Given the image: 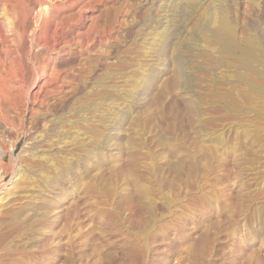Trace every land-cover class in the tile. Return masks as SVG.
<instances>
[{
	"label": "rangeland",
	"instance_id": "374dc122",
	"mask_svg": "<svg viewBox=\"0 0 264 264\" xmlns=\"http://www.w3.org/2000/svg\"><path fill=\"white\" fill-rule=\"evenodd\" d=\"M13 1L0 155L31 146L20 179L2 157L0 264H264V57L199 34L264 48V0Z\"/></svg>",
	"mask_w": 264,
	"mask_h": 264
},
{
	"label": "bare ground",
	"instance_id": "6f19581e",
	"mask_svg": "<svg viewBox=\"0 0 264 264\" xmlns=\"http://www.w3.org/2000/svg\"><path fill=\"white\" fill-rule=\"evenodd\" d=\"M13 1V0H12ZM219 1V0H218ZM221 1H223V0H221ZM233 1V0H232ZM16 2V1H15ZM13 3H14V1H13ZM13 3H12V5H13ZM19 3V2H18ZM4 5H6L7 7H4L3 8V11H4V13L6 12V11H8L9 9H11V8H9L8 6L9 5H11V2H10V0H4ZM15 6V5H14ZM11 7V6H10ZM219 7L221 8V9H223V5L221 4V3H219ZM9 8V9H8ZM13 8V7H12ZM1 13H2V11H1ZM10 13H11V11H10ZM36 13V12H35ZM214 13V12H213ZM6 14H9V12L7 13L6 12ZM38 15H39V13H38ZM206 15H208V14H206ZM214 14H209V19H210V21L211 20H214V21H217V25H216V27L211 31V30H207L206 28H205V25H203L202 26V28L199 30V34H200V36L204 39V41L205 42H208V41H213V39H218V40H221V41H223V43H222V50L224 51V52H227V53H229L231 56H234V57H236L238 60H239V62H240V65H242V66H244L245 68H248L249 70H256L255 69V67H256V63L258 62V60L261 58V57H264V48H262V47H260L259 45H258V43L256 42V40H255V38L254 37H248L247 39H243L241 42H239L238 41V39H237V37H236V32H235V30H234V28H233V26L231 25V22L230 21H228L227 20V16L226 17H224V16H220V18L218 19L217 17H216V15H214ZM32 16V15H31ZM37 16V15H36ZM204 16V15H203ZM39 17V16H38ZM36 18V17H35ZM36 20V19H35ZM34 19H33V21H35ZM36 22V21H35ZM211 23H212V21H211ZM204 24H207V22H205ZM206 31V32H205ZM161 36V35H160ZM207 36L209 37V38H207ZM245 37V36H244ZM160 39V38H159ZM165 41H166V37L165 36H161V40H160V43L161 44H164L165 43ZM161 46V45H160ZM4 67H2V69H3ZM0 69H1V67H0ZM1 71V70H0ZM3 71H4V69H3ZM5 73V72H4ZM7 75V74H6ZM1 76V75H0ZM1 77H3V76H1ZM4 78H6V77H4ZM7 78H8V76H7ZM2 78H0V97H1V99H0V101L1 100H4V102H7V101H5V99H2V98H4V96L5 95H7V93H8V89L6 88V84H4L3 82H2V80H1ZM4 80V79H3ZM6 80V79H5ZM6 82V81H5ZM8 82V81H7ZM7 87H9V85L7 86ZM9 88H11V87H9ZM13 88V87H12ZM11 88V89H12ZM15 89V88H14ZM16 90V89H15ZM14 90V91H15ZM10 92V91H9ZM9 94V93H8ZM10 95H12V93L10 94ZM8 97H9V95H8ZM8 97L6 96L5 98H7V100H9L10 98H12L13 96H11L9 99H8ZM11 100V99H10ZM11 101H13V100H11ZM10 101V102H11ZM3 102V101H2ZM1 102V103H2ZM7 103H9V101L7 102ZM12 103H15V102H12ZM10 104V103H9ZM27 105V104H26ZM23 106V105H22ZM28 106V105H27ZM4 107H5V105H4ZM6 107H8L9 108V106L7 105ZM23 108V107H22ZM0 109H2V108H0ZM4 109V108H3ZM2 109V110H3ZM10 109V108H9ZM7 111H8V109H7ZM1 112V111H0ZM5 113L6 114H8L6 111H5ZM2 114V113H1ZM4 114V113H3ZM6 114H4V116L6 115ZM4 116H1V117H4ZM7 116V115H6ZM5 116V117H6ZM1 117H0V120H1ZM6 118H8V117H6ZM39 125V124H38ZM37 126V125H36ZM31 127V126H30ZM46 131V130H45ZM46 133V132H45ZM48 133V132H47ZM46 133V134H47ZM31 135V134H30ZM44 135V134H43ZM42 135V136H43ZM61 135H62V133H61ZM66 135V134H65ZM41 136V137H42ZM47 136V135H46ZM48 136H51V135H48ZM30 137V136H29ZM76 137V136H75ZM97 137V136H96ZM44 138V137H43ZM48 138V137H47ZM50 138V137H49ZM52 138H54V137H52ZM51 138V139H52ZM57 138V137H56ZM58 138H60V137H58ZM101 138V137H100ZM9 139V138H8ZM10 139H12V138H10ZM42 139V138H41ZM96 139V138H95ZM99 139V138H98ZM19 140V139H18ZM18 140H14V139H12V140H10V141H8L9 142V144H8V146L6 147V150H5V153L4 154H2V157H4L5 158V161L8 163L9 162V164L8 165H10V170H11V172H12V176H16V175H18V179H20V178H22V173H23V171H22V169H24V168H22V169H20L19 168V166H18V160H19V158L22 156V154L23 153H25V149L27 148L26 147V145L27 146H31V145H29L30 143H28V142H25L24 143V145L23 146H21V149H20V151H19V153L17 154V155H15V153H14V148H15V145H16V143H17V141ZM53 140V139H52ZM78 140V139H77ZM96 141V140H95ZM37 142H39V141H37ZM43 142V141H42ZM47 142H49V141H47ZM64 142V141H63ZM70 142V140L68 141V143ZM2 143V142H1ZM0 143V145H2ZM35 143V142H34ZM32 144V143H31ZM49 144V143H48ZM56 144H57V142H56ZM65 144H67V143H65ZM70 144V143H69ZM73 144V143H72ZM95 144V143H94ZM7 144H5V146H6ZM41 145H43V144H41ZM45 145V144H44ZM47 145V144H46ZM50 145V144H49ZM53 145H55V143H53ZM60 145H61V143H60ZM77 145V144H76ZM3 146V145H2ZM5 146L3 147V149H5ZM35 146V145H34ZM47 147H49V146H47ZM51 147H52V145H51ZM51 147H50V149H51ZM54 147V146H53ZM61 147V146H60ZM67 147H69V145L67 146ZM66 147V148H67ZM95 147V146H94ZM33 148V147H32ZM57 148V147H56ZM64 148V147H63ZM35 149V148H34ZM39 150H40V148H38ZM58 149V148H57ZM93 149H95V148H93ZM49 150V149H48ZM54 150V149H53ZM59 150V149H58ZM27 152H29L28 150H26ZM56 151V150H55ZM70 151V150H69ZM98 151V150H97ZM1 152V151H0ZM3 152H4V150H3ZM44 152V151H43ZM54 152V151H53ZM56 152H58V151H56ZM66 152V151H65ZM40 153V152H39ZM49 153V152H48ZM47 153V154H48ZM59 153V152H58ZM63 153V152H62ZM68 153V152H67ZM66 153V154H67ZM32 154V153H31ZM42 154V153H41ZM53 155V154H52ZM57 155V154H56ZM24 156V155H23ZM27 156H29V155H27ZM36 156V155H35ZM44 156V155H43ZM73 156V155H72ZM2 157H1V155H0V170H2L1 169V166H3L2 164H3V160L4 159H2ZM31 157H32V155H31ZM34 157V156H33ZM42 157V156H41ZM41 157H40V159H41ZM45 157V156H44ZM44 157H42V158H44ZM47 157H48V155H47ZM64 157H65V155H64ZM66 157H67V155H66ZM27 158V157H26ZM30 158V157H29ZM35 158V157H34ZM57 158H59V157H57ZM63 158V157H62ZM61 158V159H62ZM28 159V158H27ZM48 159V158H47ZM50 159H51V157H50ZM52 159H53V157H52ZM54 160V159H53ZM25 161V160H24ZM28 161H30L29 159H28ZM66 161V160H65ZM21 162H22V160H21ZM21 162H20V164H21ZM32 162V161H31ZM30 162V163H31ZM35 162V161H34ZM33 162V163H34ZM39 162V161H38ZM100 162V161H99ZM6 163V164H7ZM37 163V162H36ZM39 163H41V162H39ZM47 163V162H46ZM6 164H4L5 166H7ZM44 164V163H43ZM30 165V164H29ZM41 165V164H40ZM45 165V164H44ZM18 166V167H17ZM8 168H9V166H7ZM27 167H28V165H27ZM33 167V166H32ZM30 168V167H29ZM28 168V169H29ZM31 169V168H30ZM36 169V168H35ZM42 169V168H41ZM28 171V170H27ZM30 171V170H29ZM39 171V170H38ZM42 172V171H41ZM44 172V171H43ZM28 173V172H27ZM39 173V172H38ZM1 174V173H0ZM23 178H24V176H23ZM7 195V194H6ZM8 196H10L11 198L9 199V201L5 204V206L2 208V212L4 213V215H7L8 214V218H10V221H11V223H13V224H16L20 219H21V217H22V215H26L25 214V211H27V210H25L26 209V204H23L22 202L21 203H19V205L18 206H15V207H12V204H10V202L12 201V200H14V198H16V197H22V195L20 194V192H19V190L17 189L16 191H8ZM7 197V196H6ZM9 198V197H8ZM17 200V199H16ZM20 200V199H19ZM15 201V200H14ZM28 213V212H27ZM2 218V217H1ZM0 218V219H1ZM4 218V217H3Z\"/></svg>",
	"mask_w": 264,
	"mask_h": 264
}]
</instances>
